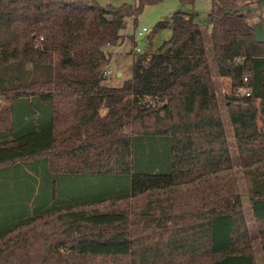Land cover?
<instances>
[{
    "label": "trees",
    "instance_id": "obj_1",
    "mask_svg": "<svg viewBox=\"0 0 264 264\" xmlns=\"http://www.w3.org/2000/svg\"><path fill=\"white\" fill-rule=\"evenodd\" d=\"M160 1L0 0V264H255L193 15L156 23L148 35L169 38L132 53L119 87L101 83L127 20ZM209 1L264 264V44L250 22L264 5Z\"/></svg>",
    "mask_w": 264,
    "mask_h": 264
},
{
    "label": "rangeland",
    "instance_id": "obj_2",
    "mask_svg": "<svg viewBox=\"0 0 264 264\" xmlns=\"http://www.w3.org/2000/svg\"><path fill=\"white\" fill-rule=\"evenodd\" d=\"M100 6L110 5L118 6L121 4H133L136 0H95ZM210 9L209 0H194L191 5L180 4L178 0H161L158 4L144 6L141 13L135 19V26H132V21L129 19L126 23V33L130 37L129 43L127 40L122 42V45L115 47L111 55L106 69L109 74L105 76L101 83L108 87H119L121 83L130 77L131 72V56L135 46L140 48V52L151 53L154 52L164 41L170 36L169 29L163 28L154 31L149 36L145 34L136 37L134 33L137 29L145 27L152 31L154 25L158 22H168L174 12H181L184 14H192L193 21L199 26L201 38L204 46L205 56L208 63L209 75L214 82L215 95L220 110V118L224 128L226 143L228 146L229 156L236 175V183L238 191L241 195V202L243 207V221L248 235L252 238V249L255 259V264H263L261 254L257 242L256 226L249 208L247 200V192L245 189L244 181L241 175L240 165L236 159V150L234 148L232 130L229 124L227 113L224 106V96L229 93V81L226 78H221L217 75L211 45H210V23L207 14ZM250 22L256 23L257 19L252 18ZM119 72L120 75L116 76ZM264 116L259 112V102H255L254 122L257 131L263 132L261 119ZM94 180V179H93ZM95 186V180L91 183L77 182L72 184V188L79 189L83 186ZM12 201H6V204Z\"/></svg>",
    "mask_w": 264,
    "mask_h": 264
},
{
    "label": "water",
    "instance_id": "obj_3",
    "mask_svg": "<svg viewBox=\"0 0 264 264\" xmlns=\"http://www.w3.org/2000/svg\"><path fill=\"white\" fill-rule=\"evenodd\" d=\"M264 5V0H260L258 9ZM253 40L258 44H264V17L259 23L252 25Z\"/></svg>",
    "mask_w": 264,
    "mask_h": 264
},
{
    "label": "built area",
    "instance_id": "obj_4",
    "mask_svg": "<svg viewBox=\"0 0 264 264\" xmlns=\"http://www.w3.org/2000/svg\"><path fill=\"white\" fill-rule=\"evenodd\" d=\"M145 34H149V30L146 29L145 27H141V28L137 29L136 32L134 33V35H135L136 37H140V36H143V35H145ZM123 41H125V39H122L121 42H120L119 44L115 45L114 47H116V46H117V47L121 46ZM133 52H134V53H140V48L137 47V46H135V47L133 48ZM108 74H109V71L105 68V69L101 72V77L104 78V77L107 76ZM243 80L245 81V79H243ZM240 93H242V90L240 91Z\"/></svg>",
    "mask_w": 264,
    "mask_h": 264
},
{
    "label": "crops",
    "instance_id": "obj_5",
    "mask_svg": "<svg viewBox=\"0 0 264 264\" xmlns=\"http://www.w3.org/2000/svg\"><path fill=\"white\" fill-rule=\"evenodd\" d=\"M128 21V20H127ZM121 38L122 39H125V40H127L128 39V35H127V33H126V27H125V29L121 32ZM127 43H129V40H127ZM115 47H112V48H109L108 50L110 51V53H111V55H112V53H113V49H114ZM111 55H110V58H109V60L111 59ZM108 63H109V61H108ZM108 65V64H107ZM120 75V73L119 72H117L116 73V76H119ZM108 87V86H107ZM103 110H100L99 111V114L101 115V114H103Z\"/></svg>",
    "mask_w": 264,
    "mask_h": 264
},
{
    "label": "flooded vegetation",
    "instance_id": "obj_6",
    "mask_svg": "<svg viewBox=\"0 0 264 264\" xmlns=\"http://www.w3.org/2000/svg\"><path fill=\"white\" fill-rule=\"evenodd\" d=\"M259 22H260V20H259V21H257L256 23H259ZM256 23H255V24H256Z\"/></svg>",
    "mask_w": 264,
    "mask_h": 264
}]
</instances>
